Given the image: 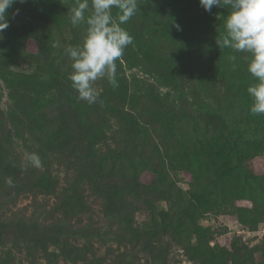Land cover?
Wrapping results in <instances>:
<instances>
[{"label": "rangeland", "instance_id": "374dc122", "mask_svg": "<svg viewBox=\"0 0 264 264\" xmlns=\"http://www.w3.org/2000/svg\"><path fill=\"white\" fill-rule=\"evenodd\" d=\"M75 2L16 0L0 32V264H237L238 250L264 264V190L220 179L227 152L264 176V115L239 114L257 83L250 54L216 43L230 9L138 0L122 25L134 41L116 62L119 87L98 80L89 104L71 87L65 53L82 44L86 25L59 29ZM223 85L237 102L231 109ZM211 130L220 136L212 143ZM103 133L120 134L118 142L98 143ZM33 152L38 168L26 160ZM117 152L127 155L116 160ZM155 164L179 206L152 188ZM195 172L212 184L206 193ZM47 175L55 191L34 190ZM147 231L156 248L138 236Z\"/></svg>", "mask_w": 264, "mask_h": 264}, {"label": "clouds", "instance_id": "9594fccd", "mask_svg": "<svg viewBox=\"0 0 264 264\" xmlns=\"http://www.w3.org/2000/svg\"><path fill=\"white\" fill-rule=\"evenodd\" d=\"M16 0H0V32L9 27L8 9ZM21 3L24 0H20ZM76 0L68 10V18L73 27L86 25V34L80 45L65 49L71 60L72 71L68 75L71 87L78 93V99L93 104L100 93L94 86L100 79H107L113 89L119 87L117 60L134 37L122 27L139 10L138 0ZM205 11L211 13L213 7L229 8L225 20V34L217 38L220 49L230 48L236 53H248L247 71L257 83L248 87L252 98V115H264V0H200ZM116 9L115 15L112 10ZM179 27V26H177ZM235 61L236 56L230 57ZM33 167L41 166L39 154L33 152L26 157ZM13 185L11 178L6 181Z\"/></svg>", "mask_w": 264, "mask_h": 264}, {"label": "trees", "instance_id": "16d2710c", "mask_svg": "<svg viewBox=\"0 0 264 264\" xmlns=\"http://www.w3.org/2000/svg\"><path fill=\"white\" fill-rule=\"evenodd\" d=\"M70 25H71L70 20L69 21H62L59 24V29L61 31H63L65 34L70 35ZM33 57H35V56H31V58H29L30 63L33 62ZM243 80H242V83L244 82ZM221 91H222V92H220L221 93V97L227 99V101H228L227 104H229V108L231 109V106L234 103H237V102L233 101V99L230 97L231 95L227 94L228 93V87L225 88V86L223 85V88L221 89ZM247 98L249 100L248 101L246 100V103H248L249 101L252 100L249 96ZM251 105L252 104H249V105H246V107H243L239 111V114L241 113V111H243L245 109H248L247 113H251L250 112ZM224 110H225L224 108L222 110H220L218 106H215V111L214 112L217 113V115H219V111L223 112ZM213 119H214V116L212 115L208 120L209 121H213ZM173 129L174 128L172 127L170 130H173ZM119 136H120V134L115 133L112 137L110 136V138H108L103 133V134L100 135L98 143H102V144L106 145L108 143V139L113 140L114 142L117 143L118 140H119ZM206 137L207 138L205 139V141L209 139L211 143L213 141L212 140L213 138L220 139V136L216 137V135H214V132L212 130H211V132H209L206 135ZM255 141H257V140L254 139V142ZM188 154H189V156L191 155L190 152H188ZM234 154L235 153L227 152L226 155H223L224 157L222 158V160L220 162L221 165L219 167L220 172H221L220 173V179L222 180L221 182H223V184L224 183H228L229 182L228 180L231 177H236L238 179L240 177H243L244 182L246 183V185L250 184V186H252L253 188H256V189L260 188L261 191L264 190V176L254 175V173L252 171H249L248 168H246V166H245V160H244L245 156H241L240 155L237 158H235L233 156ZM123 155H124V152L113 153V156L115 157L114 159H116V160L121 158V157H123ZM126 155H124V156H126ZM128 162H129V164H131V167H133L135 169V175H136L135 178H137L138 174L140 173L139 172V166L134 164L136 162L132 158H130ZM142 165H144V164H142ZM162 166H163L162 164H159V165L155 164V165H152L149 168L151 170V172L155 173V175H156V177L154 179V182H153L152 188L153 189H157V190H158V188H160L161 189V193L163 195L162 196L163 199L171 201L172 204L174 205V207H177L180 204L178 203V201H177V199L175 197V190H173V185L172 184H167V187H165L166 189L165 188L164 189L161 188V185L165 184V183H163V181L165 179V170H164V168ZM43 176H42V178H43L44 181L42 183L38 182L36 184L35 188H33V189L37 190L39 188H42V190L47 191L46 193H53L55 190H50V187H51V184H49V181L51 180V179H49L50 177L48 175L46 177H43ZM195 176H196L197 180H199V179H204L205 180V181H203L204 182L203 183V191L206 193V191H208V189H209V186H211L212 184H209L208 178L204 174H202L201 172H195ZM200 182H202V181L200 180ZM200 199H202V194H201ZM141 210H142V207H141ZM175 212H176V214H178L180 212V207H178L175 210ZM130 215L131 214L129 212L124 213V219L125 220H131ZM243 224L246 226L247 222H243ZM147 234L150 237V238L149 237L148 238L150 240H153L152 242H154L150 246L156 248L158 246V243H155L157 240L156 239L154 240L151 237V235H149V231H147L146 234L139 233L138 236L141 237V235H143V236L146 237ZM241 252L242 251L238 250L237 253H236V255L239 257V259H240V257L242 258L241 260H236L235 258H233V260L236 261L237 264H257L256 259H255L254 251H249L248 250V251L244 252L243 255L241 254Z\"/></svg>", "mask_w": 264, "mask_h": 264}]
</instances>
